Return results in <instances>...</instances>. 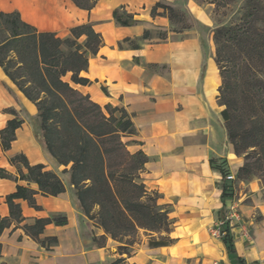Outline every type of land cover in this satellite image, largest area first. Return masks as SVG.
<instances>
[{
    "label": "crops",
    "instance_id": "0c3cea01",
    "mask_svg": "<svg viewBox=\"0 0 264 264\" xmlns=\"http://www.w3.org/2000/svg\"><path fill=\"white\" fill-rule=\"evenodd\" d=\"M158 1L184 14L190 26L177 27L169 10L163 7L152 15ZM116 9L133 14L137 22L118 23L114 17ZM0 11H18L38 31H51L61 37L71 36V28L83 23L92 24L101 34L103 44L90 57L88 69L82 72L91 82L77 84V88L102 106L127 110L136 130L124 136V141L131 152L143 151L148 157L140 181L161 194L159 204L169 206L172 221L169 232L172 242L159 235H144L130 255L123 254L126 262L181 264L186 260L184 247L191 245L196 251H205L214 264H240L231 259L221 237L213 235L216 243L212 244L194 242L204 225L208 229V223L225 211L222 184L228 173L237 175L244 163V157L236 153L230 142L220 115L225 105L219 99L222 76L216 62L213 38L216 26L210 9L198 0H97L90 10L79 7L73 0H0ZM146 30L150 33L147 38L143 37ZM135 55L152 66L138 63ZM211 81L217 84L212 85ZM0 87L9 99L0 103V129L15 117L4 108H14L20 103L21 109L38 113L37 108L27 107L2 76ZM21 109L15 110L20 113ZM15 135L17 138L8 150H3L0 137V168L12 174L0 177V217L9 215L7 195L16 191L18 184L38 190L35 182L19 178L10 157L25 153L30 163L45 164L46 160L50 164L28 121L24 120ZM213 157L221 169L212 167ZM235 184L243 217L228 228L235 256L242 257L244 264H264V182L252 178ZM35 197L40 209L24 199L17 200L24 221L21 226L12 225L0 234V264H110L121 256L118 248L122 242L113 239L83 212L80 214L85 232H80L77 210L68 192L58 196L37 193ZM60 216H66L67 222H51L41 235L58 238L51 249L41 246L22 228L37 218ZM221 222L216 223V228ZM103 235L106 244L99 246L93 242L94 237ZM218 242L223 246L220 255L215 251Z\"/></svg>",
    "mask_w": 264,
    "mask_h": 264
},
{
    "label": "trees",
    "instance_id": "16d2710c",
    "mask_svg": "<svg viewBox=\"0 0 264 264\" xmlns=\"http://www.w3.org/2000/svg\"><path fill=\"white\" fill-rule=\"evenodd\" d=\"M73 1L87 10L97 2ZM215 1L210 2L216 4V9L227 4V0ZM158 7L168 9L171 15L175 12L171 5L158 1L152 15ZM114 17L122 25L137 22L133 14L118 9ZM214 29L216 62L222 76L219 99L225 105L220 115L236 153L244 157L237 176L239 180L254 176L264 182V6L261 0H247L237 20ZM70 34L61 37L51 31H38L18 11H0V66L38 109L36 114L25 108L20 113L12 109L14 119L0 129L3 150L11 147L17 138L16 129L26 120L50 164L55 169L65 166L59 174L46 169L44 163H30L25 153L10 157L19 178L35 182L38 190L18 184L16 191L7 195L9 215L0 217V234L12 225L21 226L24 221L18 199L40 209L37 193L58 196L68 192L77 210L80 232H85L80 214L83 212L113 239L122 242L118 248L121 256L110 264H128L123 254L130 255L142 243L144 235H159L173 241L169 236L170 208L159 204L158 191L148 189L140 181L148 157L143 151L131 152L124 141V136L136 130L127 110L102 106L71 83L91 82L82 72L88 69L90 57L102 46L101 34L90 23L72 27ZM149 35L146 30L143 37ZM135 58L140 64L152 66L137 55ZM211 164L221 169L214 157ZM0 177H12V174L1 167ZM227 194L224 187L223 201ZM51 222L65 224L67 217L37 218L22 228L41 246L51 249L58 238L41 237ZM223 232L231 259L244 264L242 257L235 256L229 229L223 228ZM106 240L103 235L94 237L93 242L103 246Z\"/></svg>",
    "mask_w": 264,
    "mask_h": 264
},
{
    "label": "rangeland",
    "instance_id": "374dc122",
    "mask_svg": "<svg viewBox=\"0 0 264 264\" xmlns=\"http://www.w3.org/2000/svg\"><path fill=\"white\" fill-rule=\"evenodd\" d=\"M202 5L206 6L207 8L210 9L211 11V15H212V19H213V23L214 25L217 27L218 25H225V24H229L231 21L237 20V17L243 12L245 4L247 2V0H227V4L225 6H220L219 9H216V4L215 3H211L210 1L212 0H198ZM214 1V0H213ZM217 2H222L223 0H216ZM215 1V2H216ZM261 4L264 6V0H261ZM183 16L182 18H180L179 16ZM172 19L177 22V27L181 26V27H186V26H190V22H188V18L186 16H184V14H179L177 12H174L172 14ZM215 30V29H214ZM162 34H164V32H161ZM10 93L12 92L11 87H8ZM14 108L19 111L21 109V104H15ZM1 109V108H0ZM12 109L13 107H8V108H4L3 111L5 112H9L12 113ZM120 114V113H119ZM45 165H46V169L48 170H53V171H57V173H61V171L65 168L64 165H60L58 169L53 168L48 162H46V160H44ZM252 178H256L254 176L251 177ZM241 181L238 179V176L235 175V179H227L224 181V183L222 184L228 194L226 196V199L228 198H232L235 199L238 202V192L235 191V182ZM227 213V210L225 209L222 210L218 215L217 218L214 219V221L212 223H208V229L206 228V224L204 225L205 228L203 227L197 235L195 237L194 242H198L200 240L201 243H216V239L214 238L213 234H212V229L216 228V223H219L221 221L226 220L225 219V215ZM245 219V218H244ZM247 220V219H245ZM96 221V220H95ZM215 222V223H214ZM236 222L233 219L230 220H226L224 223L220 224L219 228H230V226H233ZM247 224V223H246ZM245 224V225H246ZM247 231L248 234L251 233L250 232V227L247 224ZM212 234V235H211ZM144 238V236H143ZM186 252H185V257L186 260L181 262V264H214V262L211 260V258L208 257V255L205 253V251H196L193 246L188 245L186 247ZM188 249V250H187ZM202 249V248H201ZM204 249V247H203Z\"/></svg>",
    "mask_w": 264,
    "mask_h": 264
},
{
    "label": "built area",
    "instance_id": "2783aa9c",
    "mask_svg": "<svg viewBox=\"0 0 264 264\" xmlns=\"http://www.w3.org/2000/svg\"><path fill=\"white\" fill-rule=\"evenodd\" d=\"M227 179H235V175L233 173H228L226 175ZM225 203H226V210L227 213L225 215V219L226 220H230L233 219L235 222H241L243 219L242 214L238 208V202L235 199L232 198H228L225 199ZM226 220L222 221V223H224ZM212 234L216 237H224V232H223V228H214L212 229Z\"/></svg>",
    "mask_w": 264,
    "mask_h": 264
},
{
    "label": "bare ground",
    "instance_id": "6f19581e",
    "mask_svg": "<svg viewBox=\"0 0 264 264\" xmlns=\"http://www.w3.org/2000/svg\"><path fill=\"white\" fill-rule=\"evenodd\" d=\"M0 76H2V77H4V79H6V81L13 87V89L15 90V92L21 97V99L24 101V103L27 105V107L28 108H30L31 110H35L37 107H36V105L31 101V100H29L26 96H25V94L21 91V90H19V88L17 87V86H15V85H13L12 84V81H11V79H9V77L3 72V70H2V68H1V66H0ZM210 82V81H209ZM72 83V85L74 86V87H76L77 88V84L76 83H74V82H71ZM211 84L213 85H215V84H217L216 82H214V81H211ZM4 91H3V89L0 87V103L2 102V101H8L9 99H8V97H6L5 96V94L3 93ZM37 156H40V155H37ZM36 156V157H37ZM222 250H223V246H222V244L220 243V242H218L217 243V248H216V254L217 255H220V254H222Z\"/></svg>",
    "mask_w": 264,
    "mask_h": 264
}]
</instances>
